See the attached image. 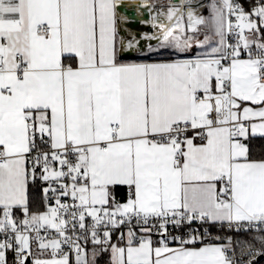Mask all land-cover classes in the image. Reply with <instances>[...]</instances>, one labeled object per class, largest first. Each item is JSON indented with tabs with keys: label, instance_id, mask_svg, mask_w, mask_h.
<instances>
[{
	"label": "snow or ice",
	"instance_id": "6c2138e0",
	"mask_svg": "<svg viewBox=\"0 0 264 264\" xmlns=\"http://www.w3.org/2000/svg\"><path fill=\"white\" fill-rule=\"evenodd\" d=\"M125 7L0 0V264H257L264 0Z\"/></svg>",
	"mask_w": 264,
	"mask_h": 264
},
{
	"label": "bare ground",
	"instance_id": "6f19581e",
	"mask_svg": "<svg viewBox=\"0 0 264 264\" xmlns=\"http://www.w3.org/2000/svg\"><path fill=\"white\" fill-rule=\"evenodd\" d=\"M204 2V0H203ZM140 2H134L126 6L122 11L121 29L127 34V36H139L140 33H151L154 32L150 23H142L145 19L150 17L143 11H133L134 6L139 5ZM131 17V19L127 18ZM136 22L139 26L134 27L131 23Z\"/></svg>",
	"mask_w": 264,
	"mask_h": 264
},
{
	"label": "built area",
	"instance_id": "2783aa9c",
	"mask_svg": "<svg viewBox=\"0 0 264 264\" xmlns=\"http://www.w3.org/2000/svg\"><path fill=\"white\" fill-rule=\"evenodd\" d=\"M234 234H235V233H233L234 240H235V239H239V240H250V239H251V237H250L249 235H247V234H245V233H243V232L240 233L239 238L236 237V236H234ZM237 251H238V259H243V260H245V261L248 259V257H247L246 255L243 256V257H240V256H239V249H238ZM259 257H260V256H257V257H256V261L258 260Z\"/></svg>",
	"mask_w": 264,
	"mask_h": 264
},
{
	"label": "trees",
	"instance_id": "16d2710c",
	"mask_svg": "<svg viewBox=\"0 0 264 264\" xmlns=\"http://www.w3.org/2000/svg\"><path fill=\"white\" fill-rule=\"evenodd\" d=\"M242 2L247 3L248 0H242ZM260 144H261V141H259V140L254 141V148L256 149L257 154L259 153V145ZM234 236L239 238L240 234H234ZM257 264H264V258L261 261L257 262Z\"/></svg>",
	"mask_w": 264,
	"mask_h": 264
},
{
	"label": "crops",
	"instance_id": "0c3cea01",
	"mask_svg": "<svg viewBox=\"0 0 264 264\" xmlns=\"http://www.w3.org/2000/svg\"><path fill=\"white\" fill-rule=\"evenodd\" d=\"M134 2H140V0H123V5L131 4V3H134Z\"/></svg>",
	"mask_w": 264,
	"mask_h": 264
},
{
	"label": "water",
	"instance_id": "95a60500",
	"mask_svg": "<svg viewBox=\"0 0 264 264\" xmlns=\"http://www.w3.org/2000/svg\"><path fill=\"white\" fill-rule=\"evenodd\" d=\"M131 24H132L134 27L139 26V24H137L136 22H132ZM262 259H263V258L260 256V257L258 258L257 262L261 261Z\"/></svg>",
	"mask_w": 264,
	"mask_h": 264
},
{
	"label": "rangeland",
	"instance_id": "374dc122",
	"mask_svg": "<svg viewBox=\"0 0 264 264\" xmlns=\"http://www.w3.org/2000/svg\"><path fill=\"white\" fill-rule=\"evenodd\" d=\"M152 2H156V0H152ZM204 2L206 3L207 2V0H204ZM203 11V10H202Z\"/></svg>",
	"mask_w": 264,
	"mask_h": 264
}]
</instances>
